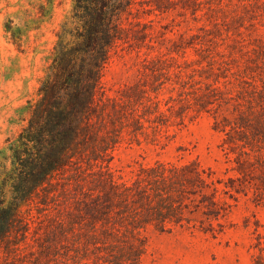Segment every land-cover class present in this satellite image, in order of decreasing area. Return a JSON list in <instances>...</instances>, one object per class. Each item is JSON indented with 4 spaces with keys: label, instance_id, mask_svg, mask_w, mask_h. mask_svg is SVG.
<instances>
[{
    "label": "trees",
    "instance_id": "16d2710c",
    "mask_svg": "<svg viewBox=\"0 0 264 264\" xmlns=\"http://www.w3.org/2000/svg\"><path fill=\"white\" fill-rule=\"evenodd\" d=\"M211 1L72 0L28 123L0 150V264H142L152 232L218 237L242 198L264 206V48L245 47L238 20L177 38L145 20L198 22ZM124 49L144 57L110 96L104 77ZM204 113L222 134L224 176L198 160L136 161L130 178L113 167L124 144L161 141ZM250 250L264 264L259 220Z\"/></svg>",
    "mask_w": 264,
    "mask_h": 264
},
{
    "label": "rangeland",
    "instance_id": "374dc122",
    "mask_svg": "<svg viewBox=\"0 0 264 264\" xmlns=\"http://www.w3.org/2000/svg\"><path fill=\"white\" fill-rule=\"evenodd\" d=\"M211 2L215 9L201 12L198 22L190 14L184 18L175 11L147 15L145 20L153 19L157 30L162 25H170L167 36L172 38L195 32L202 24L211 27L216 19L238 20L244 24L245 47L264 48V0ZM71 8L72 0H0V150L15 140L27 125L30 104L39 97V87L54 57L57 33ZM231 42L227 39L221 50H226ZM141 55L126 49L114 55L104 77L110 96L117 95L131 82L143 52ZM166 134L168 138L162 137L155 143L124 144L117 152L113 167L130 178L138 167L136 161L198 160L224 176L228 163L220 147L222 134L213 128L210 115L204 113L191 121L187 119L184 125L172 124ZM37 205L33 202L30 207L35 220H40L44 216L38 213ZM227 220L229 228L218 237L187 228L170 233L152 232L142 264H254L251 232L257 220L264 223V206L242 198L233 206Z\"/></svg>",
    "mask_w": 264,
    "mask_h": 264
}]
</instances>
